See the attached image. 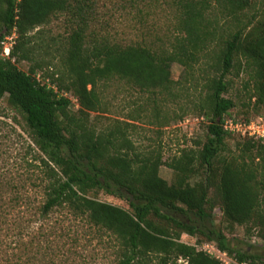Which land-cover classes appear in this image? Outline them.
Returning <instances> with one entry per match:
<instances>
[{
	"label": "trees",
	"instance_id": "1",
	"mask_svg": "<svg viewBox=\"0 0 264 264\" xmlns=\"http://www.w3.org/2000/svg\"><path fill=\"white\" fill-rule=\"evenodd\" d=\"M94 3L96 20L97 0H0V100L6 98L21 116L38 152L44 197L34 205L35 223L67 212L97 232L101 243L109 239L114 264H226L199 250L203 243L226 254L229 264H264L257 246H242L214 224L219 209L227 229L242 227L264 241V142L240 137L233 150L228 142L239 136L225 129L229 119L264 117L239 118L232 113L236 103L227 98V78L235 68L255 67L257 104L264 107V16L258 20L252 13L256 0H173L179 13L176 36L159 49L124 45L97 32L91 41L87 32ZM215 8L234 22L216 46L215 75L200 106L207 137L199 150H183L181 158L166 164L159 150L141 149L130 139L133 124L117 121L100 129L92 123V113L104 111L102 84L119 79L156 96L175 84L174 64L188 72L210 46L214 49ZM68 13L79 19V26L67 40L64 71L55 72L52 63L36 62L32 34ZM11 37L14 45L6 58L2 43ZM22 62L36 63L26 73L18 68ZM45 69L47 75L39 77ZM69 92L77 97L78 111L63 94ZM164 165L174 170L172 184L160 175ZM6 192L0 183V264H76L79 257L87 264L76 252L81 245L76 233L58 235L42 226L30 231L33 222L18 214L32 208L27 191L9 202ZM100 194L123 201L127 208L100 202ZM184 235L197 244L184 243Z\"/></svg>",
	"mask_w": 264,
	"mask_h": 264
},
{
	"label": "rangeland",
	"instance_id": "2",
	"mask_svg": "<svg viewBox=\"0 0 264 264\" xmlns=\"http://www.w3.org/2000/svg\"><path fill=\"white\" fill-rule=\"evenodd\" d=\"M97 1L96 20L94 3L92 19L88 21L90 29L87 34H90L91 41L97 32L124 45L144 43L159 49L172 44L179 17L173 0ZM252 13H256L258 20L264 16V0H256V11ZM215 14L213 19L217 23L211 25L212 31L214 28L217 31L213 42L214 49L210 46V49L201 55L199 63L188 72L179 64H174L171 78L175 84L169 91H157L156 96H153L119 79L107 83L106 86L102 84L100 93L104 99V111L92 113V123L100 129L108 128L117 121L133 124V128H130V139L141 149L159 150L166 164L181 158L183 150H199L207 137V119L201 115L200 106L206 94V86L215 75L213 65L216 46L220 35L233 29L234 22L232 17L222 15L219 8H215ZM78 26V18L69 13L60 14L54 17L50 24L40 28L39 32H33V43L37 49L34 55L36 62L52 63L51 70L63 72L61 59L64 49L68 38ZM14 39L15 37L7 39L6 45L13 46ZM35 63L22 62L18 64V68L28 73ZM235 69L227 78L230 84L227 98L236 103L232 113L241 115L239 118L264 114V107L257 104L254 88L256 68L249 66L248 70L239 67ZM44 73L47 75V69L39 72L38 76L41 77ZM63 94L72 100L74 110L78 111L80 104L77 97L71 92ZM241 140L240 137H232L228 147L235 150L236 143ZM34 149L21 116L9 107L6 98L0 100V183L8 189L4 194L5 201L9 202L19 192L27 191L29 201L33 203L32 208L24 211V214L23 211H18V214L24 217L26 222H33L30 226L27 224L30 231H36L42 226L46 232L53 231L58 235L73 236L76 233L75 236L81 239V245L76 252L87 260V264H114L113 251L108 248L109 239L105 237L104 243H101L97 232L90 230L86 223L75 221L67 212H56L48 222L35 223L38 215L34 205L43 201L44 193L40 162L35 158L38 152H34ZM160 175L170 184L174 182V170L167 165L160 168ZM98 200L127 208L123 201L104 194H100ZM214 217L215 226L224 230L230 239L240 240L242 246H257L256 252L264 255V241L259 239L257 233L249 236L242 227L227 229V225L222 223V213L219 209L215 210ZM63 241L67 244L71 242L66 240V237ZM182 241L189 245L197 244V239L186 235L182 237ZM197 247L218 257L224 263H230V260L220 255L212 244L203 243ZM77 260L78 264H83L80 257ZM179 264L186 263L181 261Z\"/></svg>",
	"mask_w": 264,
	"mask_h": 264
},
{
	"label": "built area",
	"instance_id": "3",
	"mask_svg": "<svg viewBox=\"0 0 264 264\" xmlns=\"http://www.w3.org/2000/svg\"><path fill=\"white\" fill-rule=\"evenodd\" d=\"M3 46L6 42L2 43ZM12 46L4 47V56L9 57L11 53ZM225 129L238 135L239 137L254 138L256 140H263L264 142V117L259 116L250 122L235 121L234 119H229L225 123ZM218 251V250H217ZM220 255L227 258L226 254H222L218 251ZM218 258V257H217ZM219 259V258H218ZM226 264H229L228 262Z\"/></svg>",
	"mask_w": 264,
	"mask_h": 264
}]
</instances>
